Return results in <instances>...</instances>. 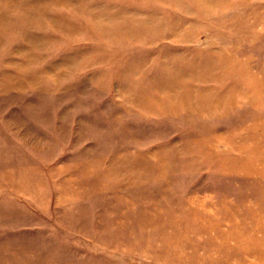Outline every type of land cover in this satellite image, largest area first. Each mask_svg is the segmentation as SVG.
<instances>
[{
    "label": "rangeland",
    "instance_id": "1",
    "mask_svg": "<svg viewBox=\"0 0 264 264\" xmlns=\"http://www.w3.org/2000/svg\"><path fill=\"white\" fill-rule=\"evenodd\" d=\"M0 264H264V0H0Z\"/></svg>",
    "mask_w": 264,
    "mask_h": 264
}]
</instances>
